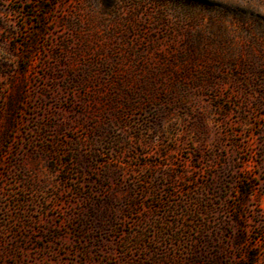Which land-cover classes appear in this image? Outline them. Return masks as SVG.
Returning <instances> with one entry per match:
<instances>
[{
  "label": "rangeland",
  "instance_id": "1",
  "mask_svg": "<svg viewBox=\"0 0 264 264\" xmlns=\"http://www.w3.org/2000/svg\"><path fill=\"white\" fill-rule=\"evenodd\" d=\"M0 264H264V0H0Z\"/></svg>",
  "mask_w": 264,
  "mask_h": 264
}]
</instances>
